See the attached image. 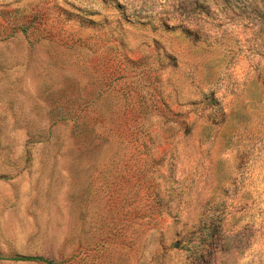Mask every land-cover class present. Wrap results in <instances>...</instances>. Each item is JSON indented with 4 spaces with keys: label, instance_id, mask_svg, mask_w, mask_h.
Returning <instances> with one entry per match:
<instances>
[{
    "label": "rangeland",
    "instance_id": "rangeland-1",
    "mask_svg": "<svg viewBox=\"0 0 264 264\" xmlns=\"http://www.w3.org/2000/svg\"><path fill=\"white\" fill-rule=\"evenodd\" d=\"M264 264V0H0V264Z\"/></svg>",
    "mask_w": 264,
    "mask_h": 264
},
{
    "label": "trees",
    "instance_id": "trees-1",
    "mask_svg": "<svg viewBox=\"0 0 264 264\" xmlns=\"http://www.w3.org/2000/svg\"><path fill=\"white\" fill-rule=\"evenodd\" d=\"M25 261H31V262H41V263H46L48 264V262L43 259V258H38V257H31V258H25Z\"/></svg>",
    "mask_w": 264,
    "mask_h": 264
}]
</instances>
